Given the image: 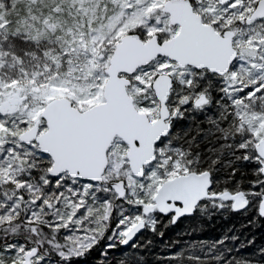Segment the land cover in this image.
Returning a JSON list of instances; mask_svg holds the SVG:
<instances>
[{"label": "snow or ice", "instance_id": "obj_1", "mask_svg": "<svg viewBox=\"0 0 264 264\" xmlns=\"http://www.w3.org/2000/svg\"><path fill=\"white\" fill-rule=\"evenodd\" d=\"M225 213L264 220V0H0V264H264L153 259Z\"/></svg>", "mask_w": 264, "mask_h": 264}, {"label": "trees", "instance_id": "obj_2", "mask_svg": "<svg viewBox=\"0 0 264 264\" xmlns=\"http://www.w3.org/2000/svg\"><path fill=\"white\" fill-rule=\"evenodd\" d=\"M231 230V231H229ZM228 232L229 235L236 234L240 236L242 241L248 239L254 240L256 245H264V220H255L254 223L249 224L247 217L241 214L216 215L208 218L205 222L183 221L179 225L169 230L162 242H158L156 248V256L153 257L164 259L166 255L171 254L174 250L171 247H166L170 242L183 241L189 243L193 240L212 241L220 238ZM158 241L161 238H157ZM82 264H99L98 257L93 254L83 260Z\"/></svg>", "mask_w": 264, "mask_h": 264}]
</instances>
